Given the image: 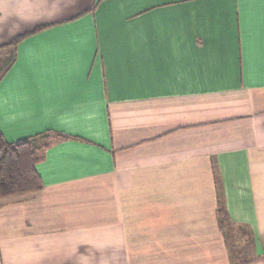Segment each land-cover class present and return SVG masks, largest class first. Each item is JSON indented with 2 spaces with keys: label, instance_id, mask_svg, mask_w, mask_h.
Listing matches in <instances>:
<instances>
[{
  "label": "crops",
  "instance_id": "1",
  "mask_svg": "<svg viewBox=\"0 0 264 264\" xmlns=\"http://www.w3.org/2000/svg\"><path fill=\"white\" fill-rule=\"evenodd\" d=\"M0 134V264H264V0H0Z\"/></svg>",
  "mask_w": 264,
  "mask_h": 264
},
{
  "label": "trees",
  "instance_id": "2",
  "mask_svg": "<svg viewBox=\"0 0 264 264\" xmlns=\"http://www.w3.org/2000/svg\"><path fill=\"white\" fill-rule=\"evenodd\" d=\"M26 35L28 33L17 36L11 44H16ZM32 142L25 139L10 143L0 134V199L42 189L43 182L35 170V164L43 158L45 147L40 146L38 149ZM217 214L220 221L225 216L220 193L217 199Z\"/></svg>",
  "mask_w": 264,
  "mask_h": 264
},
{
  "label": "rangeland",
  "instance_id": "3",
  "mask_svg": "<svg viewBox=\"0 0 264 264\" xmlns=\"http://www.w3.org/2000/svg\"><path fill=\"white\" fill-rule=\"evenodd\" d=\"M32 144H33L34 147H36V148H38V149L41 148V147L39 146L40 144H38V143L36 142V140L33 141Z\"/></svg>",
  "mask_w": 264,
  "mask_h": 264
}]
</instances>
